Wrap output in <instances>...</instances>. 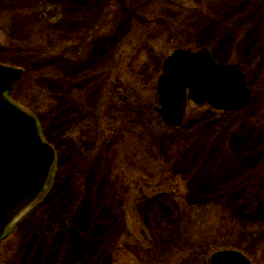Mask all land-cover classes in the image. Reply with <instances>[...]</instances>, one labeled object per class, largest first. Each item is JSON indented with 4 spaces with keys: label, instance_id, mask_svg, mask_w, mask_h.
Masks as SVG:
<instances>
[{
    "label": "rangeland",
    "instance_id": "1",
    "mask_svg": "<svg viewBox=\"0 0 264 264\" xmlns=\"http://www.w3.org/2000/svg\"><path fill=\"white\" fill-rule=\"evenodd\" d=\"M175 49L236 65L247 106L189 104L164 127L156 85ZM0 65L23 71L8 99L56 153L0 264H210L223 251L264 264V0H0Z\"/></svg>",
    "mask_w": 264,
    "mask_h": 264
},
{
    "label": "water",
    "instance_id": "2",
    "mask_svg": "<svg viewBox=\"0 0 264 264\" xmlns=\"http://www.w3.org/2000/svg\"><path fill=\"white\" fill-rule=\"evenodd\" d=\"M23 71L0 65V238L14 218L43 192L55 151L43 142L37 121L8 95ZM158 107L166 127L182 125L188 102L234 113L250 99L244 74L236 65H220L207 50L177 49L163 61L157 80ZM210 264H251L240 252L215 253Z\"/></svg>",
    "mask_w": 264,
    "mask_h": 264
},
{
    "label": "trees",
    "instance_id": "3",
    "mask_svg": "<svg viewBox=\"0 0 264 264\" xmlns=\"http://www.w3.org/2000/svg\"><path fill=\"white\" fill-rule=\"evenodd\" d=\"M179 179L181 180V178L179 177ZM124 182V181H123ZM181 182V181H180Z\"/></svg>",
    "mask_w": 264,
    "mask_h": 264
}]
</instances>
